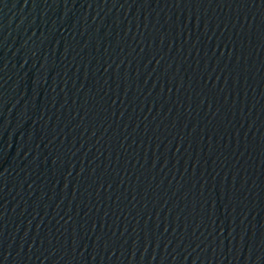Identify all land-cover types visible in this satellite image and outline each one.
I'll return each instance as SVG.
<instances>
[{
  "label": "water",
  "instance_id": "obj_1",
  "mask_svg": "<svg viewBox=\"0 0 264 264\" xmlns=\"http://www.w3.org/2000/svg\"><path fill=\"white\" fill-rule=\"evenodd\" d=\"M0 264H264V0H0Z\"/></svg>",
  "mask_w": 264,
  "mask_h": 264
}]
</instances>
